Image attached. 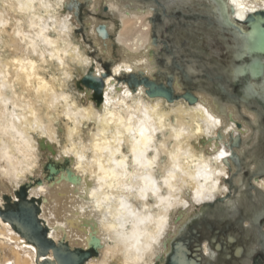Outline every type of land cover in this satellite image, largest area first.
I'll list each match as a JSON object with an SVG mask.
<instances>
[{
  "label": "clouds",
  "instance_id": "9594fccd",
  "mask_svg": "<svg viewBox=\"0 0 264 264\" xmlns=\"http://www.w3.org/2000/svg\"><path fill=\"white\" fill-rule=\"evenodd\" d=\"M65 3L0 0V206L5 195L17 199L15 192L41 169L43 140L87 180L77 210L95 221L101 247L86 264H156L176 208L195 192L227 191L223 160L232 152L222 143L201 144L215 138L222 121L148 98L143 87L109 88L97 107L75 87L92 57ZM6 48L20 53L15 64ZM143 71L150 76L155 69ZM224 132L247 137L249 129L233 122ZM253 183L264 189V178ZM17 264L29 262L18 257Z\"/></svg>",
  "mask_w": 264,
  "mask_h": 264
},
{
  "label": "bare ground",
  "instance_id": "6f19581e",
  "mask_svg": "<svg viewBox=\"0 0 264 264\" xmlns=\"http://www.w3.org/2000/svg\"><path fill=\"white\" fill-rule=\"evenodd\" d=\"M222 1H225L227 4L226 10H224L219 0H168V3H178L184 7H190L193 12L196 11L198 14L196 27L198 32L191 31V38L197 37L198 40H192L190 45L187 41L184 42L185 39H178L173 46H169V48L173 50L175 60L179 61L180 59H185L189 55L194 59L195 56H206L208 59L205 61L201 60V62H203L206 67H211L210 59L214 55L208 52L209 49L206 50L205 47H201L202 39L205 38L207 41H210L209 39L216 40V42L219 41V44L222 43L225 45L226 54H230L233 51L235 42L237 40L240 42V39L233 37L231 33L233 30L225 27V18L228 16L230 20L245 31L242 21H244L248 13L264 10V0ZM102 3L106 6L111 4L116 10H111L108 7L103 8ZM90 4L96 7V11H89V16L84 21L86 25V37L82 33L78 34L77 32L76 36L80 37L83 43L89 48L88 55L92 57V63L87 69V74L90 72L95 77H101V73H106L103 65L104 63L109 64V73L102 78L103 88L100 95L101 102L99 104H97L93 90L84 86L81 83V79L76 82L75 87L77 90L91 95V99L95 101L97 107H99L102 103L104 92L109 88H129L127 83L118 81L122 74L135 73L137 71H142L144 73L143 70L147 67L149 71L155 69L149 76L153 78L157 69L164 70L165 67H169L167 65H171V57L165 56V54L163 55L160 45H153L151 42L150 38L153 31L151 18L154 10L151 4L144 3L142 0H66L64 11L74 20L76 18V21H78L80 19L79 15L81 9L84 7L83 9L87 8L89 10ZM230 8L233 9L232 12H230ZM100 14L105 17H109L110 15L119 18V29L116 31L114 30V19L102 18ZM176 16L181 17L182 15L180 16L176 13ZM183 18L186 19L187 17ZM176 20L179 25L182 24L178 18ZM207 20H209L210 24L207 23ZM164 21L167 23V20ZM99 26L104 27L106 35L102 34L99 30ZM112 34H114V38ZM133 36H135V40H132ZM216 38H218V40ZM167 39L166 37L165 40L168 45H170ZM198 41L200 43H196ZM7 43L16 46L14 41L9 40ZM186 46L194 50L191 49L192 51L190 52L187 50ZM114 50L117 52L116 55L113 54ZM188 52L190 53L188 54ZM4 55L12 61V64H15V58H18L20 53L6 48ZM156 57H164L165 65L160 67L156 63ZM141 59H146L147 64H138V61ZM194 59L187 62L185 66L187 75L193 80L191 91L197 96V101L195 103H187L180 95L185 90L186 83H182L177 77V74L174 75L172 85L174 93L178 96L173 101L168 102L162 97H148L146 93L145 95L151 99H160L166 105L194 108L198 112H203L206 116L220 119L222 121V127L216 130L217 135L215 138L201 140V144L212 143L218 148L222 143L227 150L232 151L226 143L229 141V136L233 135V133L225 134L224 129L233 122H239L241 124L240 127H237V130L246 126L247 129H249L247 137L241 132L239 135L241 137V145L234 149L239 157L242 158L244 165H242L240 169L241 173L238 174L234 173L236 167L231 164V169H228L230 178L222 181V188L226 187L227 191L219 190L215 194L195 192L191 199L185 200L182 205L176 208L171 217L172 227L162 242V251L157 257L156 264L164 263V259L171 249V242L188 227L189 222H200L201 218L202 220H206L204 216L207 214V220L213 225L225 222V228L229 229L230 226H236L233 233H228L235 237V242L231 243V246L236 247L240 245L243 247V253L238 257L239 259L231 255L228 259L229 262H224L225 264H253L254 257H258L264 262V255L260 253L261 251L259 250V240L261 239L257 223L255 222L256 224H252L246 218L242 221L241 225L236 223V220L241 217V214H238L240 211L249 213L254 217L264 212V189L256 187L253 183L254 179L260 180L264 178V174H259L256 175V177L250 178L249 183L251 184V189H249L248 192L246 190V178L243 177L245 171H249L250 173H263L262 171L264 170V139L259 130L256 129L258 128L256 126L259 121L258 117L254 111L249 109L245 104H242L238 109L233 103L224 102L221 104L216 95L210 94L204 90L203 88L207 85L205 82L207 83L208 81L202 78L200 76L201 74L199 75V73H201V69L199 68L201 66L200 60L198 62ZM222 61V59L219 60V63ZM189 68L194 69V71L189 72ZM140 87H143V85H139L136 89H129L136 92ZM245 112L254 114L255 121L248 115H245ZM209 123H211V121H209ZM40 144L43 152V159L41 161L42 167L29 178L27 183L32 184L28 188L27 197L29 199L33 198L39 200L38 219H40L39 221L45 226L47 237L52 239L53 243H58L60 239H64L73 250L78 248L86 249L88 245L87 242L91 235H95L99 238L95 221L88 218L89 213L86 212L82 216L77 210V205L85 198L79 190L87 183V180L85 177L75 173L69 159H56L58 153L55 145H47L43 140L40 141ZM47 165H51L57 170L56 174H53L50 178H48ZM67 173L75 175L77 180H68ZM36 179H41L42 183L35 184L34 181ZM41 187H46V191L41 192ZM213 195L214 198H209ZM219 198H222V201H219ZM3 200L4 203L0 206V211L4 212L8 210V207H15L18 199L13 200L5 195ZM209 203H212L213 206H209ZM231 215H233L235 219H232ZM225 228L219 227V233L223 234V236L228 235L224 233ZM262 229V231H264V227H262ZM202 231L203 228L199 229V234ZM193 238L195 239V237ZM99 247H101V245ZM189 248L192 252L194 249L199 248L197 251V255L199 256L198 264H224L221 259L224 258L222 256L223 254L216 256L214 261L209 259V256L213 252L216 254H218V252L213 249L211 244L205 241L201 247L197 248L194 242H190ZM97 255L98 252L96 255L90 257ZM18 257H22L26 262H29V264H39L40 261L45 258L53 260L51 252L36 257L34 245L24 241V239L12 229L8 222L3 221L0 215V264H3L5 261L7 264H17ZM246 257H248L247 260H245ZM87 260L88 259L82 264H86Z\"/></svg>",
  "mask_w": 264,
  "mask_h": 264
},
{
  "label": "water",
  "instance_id": "95a60500",
  "mask_svg": "<svg viewBox=\"0 0 264 264\" xmlns=\"http://www.w3.org/2000/svg\"><path fill=\"white\" fill-rule=\"evenodd\" d=\"M144 3H149L152 5L153 15L151 18L153 31L151 34V42L153 45H160L163 49V55L171 57V65L163 69H157L153 78L144 75L142 71H137L135 73L122 74L118 81L127 83L128 87L131 89H136L139 85H143L145 88V93L148 97H162L168 102L173 101L178 95L173 91V79L174 75L186 83V88L180 95L189 104H193L197 101V96L191 91L193 87L192 78L186 73L187 62L194 59L190 55L185 59L175 60V55L173 50L169 46L175 44V37L180 31L184 34L185 41L191 45V41L198 40V38H191V31H197L198 14L196 11H192L190 7H184L178 3H168V0H142ZM221 2L224 10L227 9V4L225 1L219 0ZM230 12L233 11L232 8L229 9ZM198 11V9H197ZM176 13L181 17H177ZM183 17H187L184 19ZM179 19L182 24H178L176 19ZM205 18V17H204ZM207 19V18H206ZM164 20H167L165 23ZM207 23L210 24L209 20ZM245 27L243 31L235 22L230 20L227 16L224 21V25L227 28L233 30L232 35L238 40L234 44L233 51L230 54H226L225 62L219 63V57H223L221 53H216L210 59L211 67H206L202 61L208 59V57L195 56V61L200 60L201 73L199 75L206 79L208 82L203 89L210 94L216 95L219 98V102L223 104L233 103L236 105L237 109L245 104L249 109L254 111L258 117V122L256 126L264 139V10L257 11L255 13H248L244 21H242ZM99 30L102 34L106 35L103 26H99ZM169 41V44L166 42ZM218 40V38H216ZM221 41V40H220ZM198 43V42H197ZM223 50L226 53V47L224 44ZM189 45V46H190ZM188 51V46L186 47ZM153 52V51H150ZM188 52V54L190 53ZM162 55V56H163ZM183 58V57H182ZM182 61V62H181ZM156 63L162 67L165 65L164 57H156ZM168 64V63H166ZM104 69L106 73H101V77H95L92 73H88L81 79V83L91 88L94 92L97 104L101 102V92L103 88V77H105L109 72V64L104 63ZM198 75V76H199ZM237 127H240V123L237 122ZM255 129V127H254ZM219 136V135H218ZM228 147L231 148L232 155L223 160V163L231 169V164L235 166L234 173H241L240 169L244 165L243 160L234 151L241 145L240 136H229V141L226 143ZM48 168V178L56 174L57 170L51 165H47ZM248 170V169H247ZM261 172H246L243 177L246 178V190L248 192L251 189V184L249 183L251 177H256V175L264 174V170ZM68 180H77L75 175L67 173ZM35 184H41V179H36ZM232 182V181H231ZM32 183H25L19 191L15 192L17 197V202L15 207H8V210L0 211V215L3 221L8 222L12 229L18 233L24 241L33 244L36 249V257L40 255L51 252L53 255V260L45 258L40 261L39 264H82L86 259L92 255L97 254V249L101 245L100 240L95 235H91L88 242L87 248L82 249H71L64 239H60L58 243H53L52 239H49L46 233V228L43 226L42 222L39 221V211H38V199L28 198L27 192L28 188ZM232 184V183H231ZM233 185V184H232ZM222 201V198H219ZM209 206H213L209 203ZM242 210V209H241ZM241 214L236 220L238 225H241L242 221L246 218L252 224L257 223V227L260 232V253L264 255V231L262 227L264 226V212L258 214L256 217L249 213L240 211ZM232 219L233 215H231ZM231 219V220H232ZM262 220V221H261ZM256 222V223H255ZM205 227L206 234L214 247V250L221 252L223 257L229 259L231 255L234 257H240L243 253V247L237 245L232 247L231 243L235 242V237L232 234H228L226 237L221 236L219 233V226L213 225L209 220H202L201 222L192 221L186 229H184L172 242L171 249L164 259L163 264H198L199 256L197 251L199 250L198 238H193L191 233H197L198 229ZM204 229V228H203ZM196 240V248L193 252L189 248V243ZM248 257L245 258L247 260ZM256 258V259H255ZM258 257L253 258V264H264Z\"/></svg>",
  "mask_w": 264,
  "mask_h": 264
},
{
  "label": "rangeland",
  "instance_id": "374dc122",
  "mask_svg": "<svg viewBox=\"0 0 264 264\" xmlns=\"http://www.w3.org/2000/svg\"><path fill=\"white\" fill-rule=\"evenodd\" d=\"M102 5H103V8H105L106 7V5L105 4H103L102 3ZM84 8V7H83ZM82 8V9H83ZM81 9V12H80V15H79V20L78 21H76V18H75V20L73 19V22L74 23H77L78 25H79V27H78V30H77V33L78 34H83L84 36L86 35V29H85V23H84V21H85V19L86 18H88V16H89V10L87 9V8H85V9H83L82 10ZM100 16L102 17V18H106V19H114V30L116 31L117 29H119V25H120V20H119V18H117V17H112V16H110L109 15V17H105L104 15H101L100 14ZM180 34V35H179ZM179 34H177V36H174L175 37V42H177V40L179 39V40H181V39H185V37H184V34L182 33V31H180L179 32ZM86 37V36H85ZM84 37V38H85ZM112 37L114 38V34H112ZM86 39V38H85ZM88 40V39H87ZM200 40V39H199ZM210 41H207V39H205V38H203L202 39V41H201V47H205V49L206 50H208V52L209 53H213L212 55H214L215 54V52L217 53H221L222 55H223V52H224V50H223V45H221V44H219V41H217L216 42V40H212V39H209ZM197 43V42H196ZM198 43H200L199 41H198ZM210 44V45H209ZM208 45H209V47H208ZM187 47V46H186ZM190 50L192 49V48H189ZM192 50H194V49H192ZM191 50V51H192ZM113 54H117V52H116V50H114V52H113ZM206 57V56H205ZM225 58H226V54H225ZM224 57H219V59L221 60H223V59H225ZM208 215V214H207ZM191 223L189 222L188 223V225H190ZM264 227V226H263ZM236 229V226H230V228L228 229V228H225L224 229V233H226V234H228V233H233V231ZM226 263V261H223V263ZM224 263V264H225Z\"/></svg>",
  "mask_w": 264,
  "mask_h": 264
},
{
  "label": "flooded vegetation",
  "instance_id": "af4514ba",
  "mask_svg": "<svg viewBox=\"0 0 264 264\" xmlns=\"http://www.w3.org/2000/svg\"><path fill=\"white\" fill-rule=\"evenodd\" d=\"M161 51H163V49L161 50ZM225 52H223V57L225 58ZM226 59V58H225ZM225 59H223V61L225 62ZM208 217V215H206V216H204V219H208L207 218ZM202 221V218L200 219V222ZM224 224H225V222H223V223H217L216 225H218L219 227H221V228H225V226H224ZM202 225V224H201ZM201 228H204L203 229V231L199 234V232H198V234L197 233H191V235L193 236V237H195V238H198V246L199 247H201L202 246V244L204 243V241L205 242H207L208 244H211V242H210V240H209V238L207 237V236H205V234H206V231H207V229L205 230V227H203V225L201 226ZM201 228H199V229H201ZM199 229H198V231H199ZM220 235L222 236L223 234H221L220 233ZM200 236V237H199ZM227 235H225V237H226ZM191 242H194V244L196 243V240L194 241H191ZM201 242V243H200ZM189 246H190V243H189ZM213 249H214V247H213ZM219 255H222V253L220 252H218V254H216V256H219ZM223 256V255H222ZM223 261H226V262H229L228 261V259H226V258H221ZM237 259H239L238 257H237ZM256 259V258H255ZM219 261V260H218ZM262 261V260H261ZM261 261H259L260 263H261ZM217 263V262H216ZM222 263V262H221Z\"/></svg>",
  "mask_w": 264,
  "mask_h": 264
}]
</instances>
